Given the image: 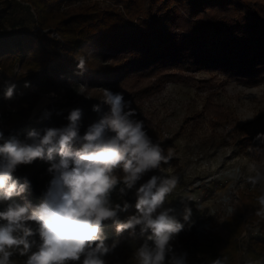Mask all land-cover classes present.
Here are the masks:
<instances>
[{
  "label": "rangeland",
  "instance_id": "rangeland-1",
  "mask_svg": "<svg viewBox=\"0 0 264 264\" xmlns=\"http://www.w3.org/2000/svg\"><path fill=\"white\" fill-rule=\"evenodd\" d=\"M58 1L48 2L40 8L34 0H0V28L10 29L12 24H17L35 29L36 22L45 19L48 26L43 29L54 33L53 25L64 17L91 7L99 11L112 9L122 15L128 25L144 19L137 11L135 0H123L122 3L120 0H78L79 5L70 6L65 12L57 9ZM180 25L186 26L184 22ZM36 29L40 30L39 27ZM258 43V39L238 38L227 43L216 42L214 46L217 50L231 52ZM203 46L213 45L205 43ZM79 53L88 62H94L90 50ZM95 64L97 67L103 65L96 59ZM32 71L31 66L21 68L18 62L10 59L0 61V117L3 115L5 119L4 130L15 124L46 121L42 118L44 108L62 111V115L53 112L48 118L52 124L38 126L35 130L66 126L68 112L80 107L84 113L80 126L83 136L86 129L109 110L108 105L101 104V113L92 111L93 104L101 103L103 90L122 93L125 101L131 102L130 106L136 110L135 119L144 122L148 135L154 143L160 144L163 155L168 157L167 163L161 162L159 169L148 172L138 184L152 175L178 178L176 188L164 205L175 209L171 214L184 224V229L172 242L174 251L186 252L188 264H213L218 258L224 260V264H249L257 257L264 261V219L256 214L260 207L257 197L264 194V184L254 187L247 179L249 175H255L256 170L264 172V138L257 139V133H264V81L248 86L226 80L218 70L163 67L117 85L87 89L79 84L78 94L71 99L75 92L66 87L55 90L32 83L22 89L18 78ZM38 71L43 72V69ZM173 75L172 81L160 82ZM5 81L16 84L12 99L4 97ZM148 85L151 88L144 95L137 93ZM81 146L82 141L74 144L76 149ZM43 165L45 167L38 163L35 171L50 166L48 162ZM235 169H239L240 178L233 182L228 173ZM114 174L123 177L120 169ZM40 178L47 187L52 175L45 171ZM118 188L119 185L112 196L114 203L127 201L131 207L130 213L118 214L124 221L136 213L135 191L121 196ZM225 197H230V206L235 209L231 214L224 203ZM185 206L192 211L187 222L183 220ZM30 223L36 227L34 222ZM226 227L229 232L233 230L232 238H228ZM136 228L138 231L121 237L113 252L106 254V264H137L134 253L150 232L141 235L139 226ZM255 237L261 239L258 240L260 243L253 240ZM35 239L39 242L38 235ZM11 259L13 264H23L26 257L17 254Z\"/></svg>",
  "mask_w": 264,
  "mask_h": 264
},
{
  "label": "clouds",
  "instance_id": "clouds-1",
  "mask_svg": "<svg viewBox=\"0 0 264 264\" xmlns=\"http://www.w3.org/2000/svg\"><path fill=\"white\" fill-rule=\"evenodd\" d=\"M83 67L81 60L78 68ZM4 85V97L12 99L16 84L5 81ZM101 104L109 110L83 136L80 107L68 112L66 126L30 130L24 139L16 135L5 138L0 131V202H7L0 211V264H13L11 257L17 254L26 257L23 264H106L104 257L120 243L114 240L106 244V221L115 224L117 233L134 231L137 226L142 234L150 232L134 253L137 264H188L187 253L175 252L172 243L184 224L171 214L175 209L164 206L178 178L152 175L138 184L148 172L159 169L161 162L167 163L168 157L148 135L144 122L135 119L136 110L122 93L104 89L101 103L93 104L92 111L101 113ZM53 112L62 115V111L44 108L42 118H50ZM260 138L264 133H257ZM78 141L82 146L76 149ZM36 160L50 164L47 171L52 179L39 205L33 206L26 199L19 203L14 198L26 194L30 181L24 177L21 183L13 173ZM117 169L122 170V178L114 174ZM228 175L233 182L239 180V169ZM247 179L254 187L264 184V172L256 170ZM118 185L121 196L135 191L136 213L124 221L118 214L130 205L127 201L114 203L112 196ZM229 201L230 197H225L231 214L235 209ZM257 201L260 207L256 214L264 216V194ZM191 215V208L185 206L183 220L189 221ZM213 264H224V260L218 258Z\"/></svg>",
  "mask_w": 264,
  "mask_h": 264
},
{
  "label": "trees",
  "instance_id": "trees-1",
  "mask_svg": "<svg viewBox=\"0 0 264 264\" xmlns=\"http://www.w3.org/2000/svg\"><path fill=\"white\" fill-rule=\"evenodd\" d=\"M51 1L56 0H34V3L42 8ZM135 3L138 13L144 17L135 25H128V21L112 9L99 11L91 7L64 17L53 25L54 33L43 29L48 26L45 19L37 21L35 29L17 24H12L10 29L0 28V61L10 59L18 62L21 68L31 66L30 74L18 78L22 89L26 88V83L55 90L66 87L75 92L71 99L78 94L79 84L87 89L117 85L163 67L218 70L226 80L248 86L264 81V0H135ZM181 22L186 26L180 25ZM238 38L258 39L259 43L231 52L217 50L214 46L216 42L227 43ZM205 43L213 46L204 47ZM85 49L90 50L94 62L79 56ZM95 59L103 65L95 66ZM81 60L84 61L83 69L78 68ZM108 62L111 65L106 64ZM174 76L164 77L160 82L172 81ZM147 87L137 93L144 95L151 88ZM219 115L217 112L221 120ZM50 124L52 120L47 119L40 124L36 121L15 124L4 130L5 119L3 115L0 117V131L5 138L16 135L24 139L30 130ZM38 163L46 164L36 160L27 168L19 166L13 173L21 183L24 177L30 181L26 194L14 198L17 202L24 203L26 199L33 206L42 202L48 186L41 181L40 174L48 167L36 172ZM6 206L7 202H0V211ZM130 212L131 207L120 214ZM103 231L109 245L133 232L117 233L112 221L104 223ZM226 234L228 238L235 235L228 227ZM253 240L259 242L261 239L255 237ZM249 264H264V261L257 257Z\"/></svg>",
  "mask_w": 264,
  "mask_h": 264
},
{
  "label": "built area",
  "instance_id": "built-area-1",
  "mask_svg": "<svg viewBox=\"0 0 264 264\" xmlns=\"http://www.w3.org/2000/svg\"><path fill=\"white\" fill-rule=\"evenodd\" d=\"M79 4L80 1L78 0H59L57 3V9L60 12H65L70 8V6H77Z\"/></svg>",
  "mask_w": 264,
  "mask_h": 264
}]
</instances>
